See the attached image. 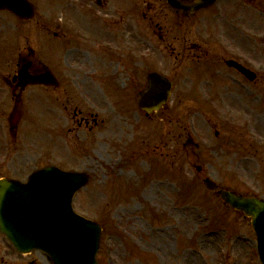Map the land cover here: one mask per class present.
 <instances>
[{
	"label": "rangeland",
	"instance_id": "374dc122",
	"mask_svg": "<svg viewBox=\"0 0 264 264\" xmlns=\"http://www.w3.org/2000/svg\"><path fill=\"white\" fill-rule=\"evenodd\" d=\"M33 1L32 35L29 21L0 12V75L32 46V59L60 80L32 88V171L55 164L90 175L74 206L103 227L99 264H261L250 219L202 180L264 197V105L253 99L262 86L223 96L208 78L220 51L190 56L191 31L185 39L177 22L175 32L166 0ZM156 69L174 87L167 106L148 114L137 95ZM90 84L108 112L85 94ZM114 116L119 134L109 135ZM189 133L198 149L184 147ZM32 260L50 264L40 251Z\"/></svg>",
	"mask_w": 264,
	"mask_h": 264
},
{
	"label": "flooded vegetation",
	"instance_id": "af4514ba",
	"mask_svg": "<svg viewBox=\"0 0 264 264\" xmlns=\"http://www.w3.org/2000/svg\"><path fill=\"white\" fill-rule=\"evenodd\" d=\"M83 1V4H89L92 0ZM94 1L99 8H105L110 0ZM180 1L196 4L198 0ZM167 5L175 14V32L178 31L177 22L182 26L185 39L187 31H191L190 56L204 53L208 57L212 47L218 49L217 53L220 51L217 60L209 56L212 65L208 78L211 84L220 81L223 96L232 99L247 86L254 89L262 86L264 89V0H214L189 12L174 8L168 2ZM30 25L32 35V19ZM230 27L236 30V35L228 33ZM53 33L58 36V32ZM28 53L27 57H20L10 76L0 75V178L20 181H27L32 174V88L44 87L32 84V81L26 83L17 75L24 63H29L26 68L31 76L44 71L42 64L32 59V46ZM218 61L226 70L221 71L220 77L215 76L219 73ZM253 99L264 105L261 94L257 93ZM258 115L264 116V112L258 110ZM0 264H35V261L32 252L18 251L0 230Z\"/></svg>",
	"mask_w": 264,
	"mask_h": 264
},
{
	"label": "water",
	"instance_id": "95a60500",
	"mask_svg": "<svg viewBox=\"0 0 264 264\" xmlns=\"http://www.w3.org/2000/svg\"><path fill=\"white\" fill-rule=\"evenodd\" d=\"M168 1L185 11L197 7L178 0ZM0 9L13 11L21 18H30L35 13V6L29 0H0ZM20 74L27 77L24 70ZM147 77V86L139 92L138 103L147 111L157 110L167 103L172 82L157 71H150ZM49 80H54L49 72L32 78L34 82ZM88 180L85 172L67 171L56 166L35 171L26 183L0 180V228L18 249H40L52 264H97L102 227L73 207L74 194ZM203 183L226 204L251 217L264 264V199L238 194L217 184L211 177L204 178Z\"/></svg>",
	"mask_w": 264,
	"mask_h": 264
},
{
	"label": "bare ground",
	"instance_id": "6f19581e",
	"mask_svg": "<svg viewBox=\"0 0 264 264\" xmlns=\"http://www.w3.org/2000/svg\"><path fill=\"white\" fill-rule=\"evenodd\" d=\"M92 32H94L96 35H102V37L109 39L108 34H104L103 31L101 32V28L100 26L96 25L93 30H91ZM112 37V36H111ZM84 81V80H83ZM102 92H99V88L95 85V84H90L88 86V88L85 90V94L89 97V100L93 101V102H97L99 103L104 109L102 110L103 113H105L106 111L108 112V105H109V100H107L106 96L101 95ZM53 111V110H52ZM55 113V111H53ZM58 119H60V121H63L62 116H60V114L58 113ZM121 124V120H119L116 116H114L113 118H111L109 120V125L107 128V132L109 135H116L119 134L117 132V130L120 128V124ZM38 139V136H37Z\"/></svg>",
	"mask_w": 264,
	"mask_h": 264
}]
</instances>
